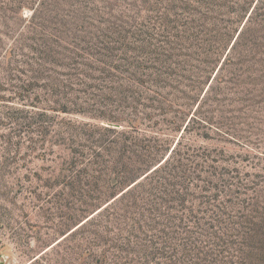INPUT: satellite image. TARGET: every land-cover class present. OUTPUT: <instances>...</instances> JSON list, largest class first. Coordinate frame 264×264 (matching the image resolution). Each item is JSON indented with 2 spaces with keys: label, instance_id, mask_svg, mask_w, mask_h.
I'll use <instances>...</instances> for the list:
<instances>
[{
  "label": "rangeland",
  "instance_id": "obj_1",
  "mask_svg": "<svg viewBox=\"0 0 264 264\" xmlns=\"http://www.w3.org/2000/svg\"><path fill=\"white\" fill-rule=\"evenodd\" d=\"M23 1L0 0V264H105L95 221L82 224L94 185L64 160L79 126L123 129L163 79L202 90L180 139L206 171L193 214L250 233L242 261L264 264V38L223 62L209 49L226 24H184L187 0ZM124 256L138 258L116 264Z\"/></svg>",
  "mask_w": 264,
  "mask_h": 264
},
{
  "label": "trees",
  "instance_id": "obj_2",
  "mask_svg": "<svg viewBox=\"0 0 264 264\" xmlns=\"http://www.w3.org/2000/svg\"><path fill=\"white\" fill-rule=\"evenodd\" d=\"M18 2L26 6L23 0ZM186 3L184 24L191 25L193 21L226 24L218 31L222 43L209 49L210 55L218 60L223 54V62L235 56L240 48L249 52L258 38H264V0ZM212 69L208 67V72ZM163 80L164 85L149 89L152 94L142 97L145 101L133 117L123 123L118 121L123 129L118 130L113 123L100 126L84 123L70 143L64 160L67 170L75 171L80 179H88L95 188L89 197L93 211H97L82 224L95 221L93 232L103 239L106 249L99 255L94 251L93 257L101 258L105 264H116L122 253L138 257L124 256V264H149L152 260L154 264H248L242 261L246 260L247 252L238 246L237 238L250 240V233L243 236L221 218L211 216L212 222H205L193 214L191 198L195 196V182H203L206 171L200 164H194L191 154L181 150L180 139L196 115L193 112L184 124L202 90L190 85L183 89L176 79ZM168 121L173 125L156 126ZM182 127L172 146V132ZM141 131L162 134L165 138L143 143L130 133ZM244 222L250 223L247 219Z\"/></svg>",
  "mask_w": 264,
  "mask_h": 264
}]
</instances>
